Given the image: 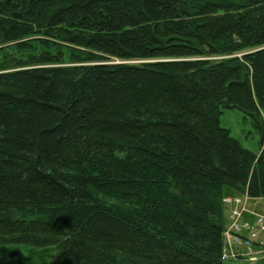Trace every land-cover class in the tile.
<instances>
[{
	"label": "trees",
	"instance_id": "trees-1",
	"mask_svg": "<svg viewBox=\"0 0 264 264\" xmlns=\"http://www.w3.org/2000/svg\"><path fill=\"white\" fill-rule=\"evenodd\" d=\"M230 194L264 197V0L0 1V264H223Z\"/></svg>",
	"mask_w": 264,
	"mask_h": 264
},
{
	"label": "built area",
	"instance_id": "built-area-1",
	"mask_svg": "<svg viewBox=\"0 0 264 264\" xmlns=\"http://www.w3.org/2000/svg\"><path fill=\"white\" fill-rule=\"evenodd\" d=\"M249 196H226L230 220L224 231L222 261L264 259V214L248 207Z\"/></svg>",
	"mask_w": 264,
	"mask_h": 264
},
{
	"label": "rangeland",
	"instance_id": "rangeland-1",
	"mask_svg": "<svg viewBox=\"0 0 264 264\" xmlns=\"http://www.w3.org/2000/svg\"><path fill=\"white\" fill-rule=\"evenodd\" d=\"M220 124L223 127L229 128L231 135L238 139L245 148L256 154L259 153L261 147V132L254 126L251 118L246 117L241 110L237 108L223 109L220 115ZM227 196L236 195L230 194ZM249 201L252 205V210L264 214V197L251 198ZM230 213L231 211L229 212V216ZM223 264H264V259L257 262H251L250 260H227Z\"/></svg>",
	"mask_w": 264,
	"mask_h": 264
},
{
	"label": "crops",
	"instance_id": "crops-1",
	"mask_svg": "<svg viewBox=\"0 0 264 264\" xmlns=\"http://www.w3.org/2000/svg\"><path fill=\"white\" fill-rule=\"evenodd\" d=\"M249 199H250V198H249ZM249 199H248L247 205H248V207H249L250 209H252V205H251V203H250ZM229 212H230V207H229V206H227V216H228V222H229Z\"/></svg>",
	"mask_w": 264,
	"mask_h": 264
}]
</instances>
